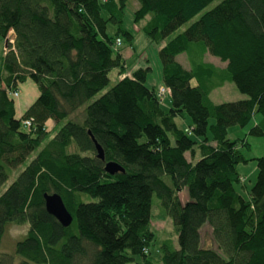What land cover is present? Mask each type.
Returning <instances> with one entry per match:
<instances>
[{"label":"trees","instance_id":"16d2710c","mask_svg":"<svg viewBox=\"0 0 264 264\" xmlns=\"http://www.w3.org/2000/svg\"><path fill=\"white\" fill-rule=\"evenodd\" d=\"M129 1L0 0V189L7 168L24 164L0 192V246L11 226L27 224L0 264H264V155L244 197L234 185L245 180L237 166L249 143L227 137L256 115L247 135L264 136V0H136L133 23L159 48L168 108L145 83L150 66L122 76ZM112 70L115 84L95 97ZM26 79L39 91L17 114L7 90ZM226 81L246 98L214 103ZM82 107L81 123L67 119ZM185 116L188 128L176 123ZM94 141L124 173L104 171ZM45 193L60 195L69 226L46 211ZM153 197L175 243L151 228ZM204 225L214 248L201 245Z\"/></svg>","mask_w":264,"mask_h":264},{"label":"rangeland","instance_id":"374dc122","mask_svg":"<svg viewBox=\"0 0 264 264\" xmlns=\"http://www.w3.org/2000/svg\"><path fill=\"white\" fill-rule=\"evenodd\" d=\"M220 0H215L212 2L208 8L213 7L215 4H217ZM138 3L136 0H130L128 2L127 7L124 10V18L122 27L128 30L130 33L133 34V38L129 43H127L125 40L123 41V52L125 54V57L127 58V65L128 70L122 75H128L130 74V71L133 69H136L138 67H147L150 66L151 70L148 72L146 77V85L148 87L154 86L155 91H158L159 86L161 85V63L158 57V47L155 46V44L144 35L142 31L139 30L140 26L143 24V21H140L138 24L133 23V12L135 8L137 7ZM188 24H185L182 26L177 32L183 31ZM107 31L110 35L113 34L115 31V27L108 25ZM9 39H12V33L10 32L8 34ZM5 40H3L0 37V68L1 63L3 61V55L5 51ZM4 47V49H3ZM118 47V46H117ZM120 48V47H118ZM178 62L182 64L183 67H188V63L184 55L178 56ZM147 59V60H146ZM205 61L211 62L215 64L216 66L224 67L225 63H222L217 58L212 57L209 54L205 55ZM117 74L115 70L110 71L109 73V85L99 92L95 97L100 96L104 92L107 91L111 86H113L116 82ZM29 84V85H28ZM35 85L37 88L38 86L30 79H26L23 82H20L18 84V92L20 94L19 89L21 88L23 90V96L22 101L23 103L26 102V99L29 98L28 96V86ZM39 91V90H38ZM19 96V95H18ZM14 99H17L18 97H13ZM35 98L33 96L32 100ZM210 98L214 103H222V102H230V101H236L240 99L246 98L245 95L241 94L235 87L234 83L230 81H226L221 87H218L214 89L210 93ZM31 101V100H30ZM29 101V102H30ZM169 94H165L163 102L161 103L164 108H168L169 106ZM84 113H83V107L78 109L75 113H72L67 119L73 120L76 122L81 123L83 119ZM259 118V115H256L253 117V119L250 121L249 125L246 127H230L227 130V137L230 140L235 139H246V141L249 143V148H242V152L245 155L249 161L247 163H240L237 166V170L239 174L245 179L244 181L235 184V188L244 196L247 197V190L250 189L253 182L256 178V163L255 158L261 157L264 155V136L262 137H254L247 135L248 129L254 125V120ZM176 123L179 126H187L190 124V120L187 116L182 118H176ZM213 123V119L209 120V124ZM73 149V146L70 148V150ZM75 149V148H74ZM188 156V155H187ZM23 165L18 166L16 169L7 168L8 171V179L0 189V192H2L16 177L18 172L23 168ZM245 187V190H244ZM84 201H89L93 198H90L88 195H83ZM181 199H187V195L185 192L181 193ZM159 201L155 197L152 198V207H151V228L156 233L158 238L166 239L170 238L174 243L176 242V234L173 230V225L171 223V220L168 217H165L161 214L160 208H159ZM27 230V224L24 225H13L9 228L6 236L4 244L0 246V252L2 251H10V245L11 242L19 237L22 233H25ZM3 239V240H4ZM200 239H201V245L204 247H215V243L212 239L211 235V228L208 225H204L200 230ZM4 245V247H3ZM6 246V247H5ZM153 251V249H152ZM153 255H156V252H153Z\"/></svg>","mask_w":264,"mask_h":264},{"label":"water","instance_id":"95a60500","mask_svg":"<svg viewBox=\"0 0 264 264\" xmlns=\"http://www.w3.org/2000/svg\"><path fill=\"white\" fill-rule=\"evenodd\" d=\"M6 47V45H5ZM90 134V133H89ZM96 157L101 161H104V171L109 175H114L117 173H124V168L114 161L105 162L104 151L102 147L94 141ZM44 205L46 211L52 215L63 227H67L72 222V215L66 208L60 195L56 193L44 194Z\"/></svg>","mask_w":264,"mask_h":264},{"label":"crops","instance_id":"0c3cea01","mask_svg":"<svg viewBox=\"0 0 264 264\" xmlns=\"http://www.w3.org/2000/svg\"><path fill=\"white\" fill-rule=\"evenodd\" d=\"M120 45H121V43H120ZM119 45V46H120ZM5 47V46H4ZM4 47H3V49H4ZM122 54H123V56L125 57V54H124V52H123V50H122ZM176 59L178 60V58L176 57ZM184 68H186V67H184ZM188 68V67H187ZM29 85V84H28ZM19 91H20V94H19V96H18V98L16 99V109H17V114H20L21 112H23L31 103H32V101L35 99H33L32 100V98H33V96H37V94H38V88L35 86V85H31V86H28V96H29V98L28 99H26V102H28V103H23V101H22V96H23V90L20 88L19 89ZM31 100V101H30ZM30 101V102H29Z\"/></svg>","mask_w":264,"mask_h":264},{"label":"built area","instance_id":"2783aa9c","mask_svg":"<svg viewBox=\"0 0 264 264\" xmlns=\"http://www.w3.org/2000/svg\"><path fill=\"white\" fill-rule=\"evenodd\" d=\"M120 43H121V40L119 38H117L116 39V42H115L116 47L119 46ZM165 94H169L168 89L160 86L159 89H158V91H157V95H158L159 100H163ZM18 95H19V92H14V96L15 97H18ZM23 125H24V127L29 128L31 126V120L25 119L23 121ZM185 128H188V126L185 127Z\"/></svg>","mask_w":264,"mask_h":264},{"label":"bare ground","instance_id":"6f19581e","mask_svg":"<svg viewBox=\"0 0 264 264\" xmlns=\"http://www.w3.org/2000/svg\"><path fill=\"white\" fill-rule=\"evenodd\" d=\"M6 40H5V45H6ZM118 48V47H117ZM14 92H18V89L17 90H7V93L9 94V95H11V96H13V97H15L14 96Z\"/></svg>","mask_w":264,"mask_h":264}]
</instances>
